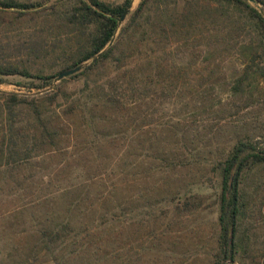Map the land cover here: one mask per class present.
<instances>
[{
    "label": "rangeland",
    "instance_id": "374dc122",
    "mask_svg": "<svg viewBox=\"0 0 264 264\" xmlns=\"http://www.w3.org/2000/svg\"><path fill=\"white\" fill-rule=\"evenodd\" d=\"M17 1L45 8L58 0ZM163 1L170 13L193 0ZM140 2L132 0L121 28ZM249 3L264 15L261 4ZM232 17L227 12L209 27L206 47L184 36L179 48L166 39L155 45L141 19L134 32L117 30L102 51L118 42L109 64L91 75L78 73L102 52L78 65L75 77H55L49 86L3 78L1 93L27 101L10 109L0 97V144L10 147V120L24 126L31 154L27 162L7 155L0 169V264L219 263V166L236 142L264 143V81H249L241 96L230 89L248 54L233 48ZM34 28L43 27L15 12L1 16L0 62L33 74L68 70L60 66L75 53V40L55 43L48 55L30 54ZM213 33L217 39L209 38ZM56 90L58 102L42 111L45 118L54 111L64 116L56 119L62 139L42 160L32 146L38 137L29 104ZM112 97L120 105L106 100ZM92 117L101 120L97 127H89ZM257 172L244 181L248 210L239 222L236 264H264V179L255 185L264 169ZM56 228L51 242L47 235Z\"/></svg>",
    "mask_w": 264,
    "mask_h": 264
},
{
    "label": "trees",
    "instance_id": "16d2710c",
    "mask_svg": "<svg viewBox=\"0 0 264 264\" xmlns=\"http://www.w3.org/2000/svg\"><path fill=\"white\" fill-rule=\"evenodd\" d=\"M131 2L132 0H124L122 5L113 6L102 0H58L52 6L42 8L43 4L0 0V17L7 12H15L18 17L28 18L30 21L35 20L39 28L43 27L39 31L34 28L32 32L31 44L28 48L30 54L44 53L48 55L47 48L49 47L51 48L49 53H54L55 43L66 46L72 37L77 45L76 51L62 63L60 66L62 71L85 63L100 54L112 42L117 30H119L120 36L132 28L134 32L141 19H144L146 26L143 33H147L148 39H154L153 44L155 45L158 41L163 43V40L166 39L169 44L179 48L180 38L184 36L187 37V41L193 38L200 42L199 46L205 45L206 47L205 43H208L207 36L210 33L209 27L218 25V19L227 12H231L233 16L231 32L237 34L236 38L238 39L233 48H238L241 50L240 52L244 50L248 54L247 62L242 64L238 75L233 78L230 89L236 96H241V90L250 85L249 81H257V78L264 81V15L246 0H193L186 4L181 11L173 10L170 13L166 11L168 4L163 0H141L128 23L121 28L119 19ZM254 2L264 7V0H254ZM152 7L156 9L155 19L151 11ZM54 27H56L57 34L54 33ZM209 38L217 39V34L213 33ZM117 43L102 52L95 62H92L78 75L88 76L108 65L117 50ZM65 53L66 50L63 51V54ZM257 54L263 61L260 64L255 58ZM58 73L41 71L33 74L24 66L12 62H0V83L5 77L20 76L35 78L45 87L51 84V80ZM57 90L42 96L38 95L29 104L31 115L34 116L32 117L33 123L37 124L38 137V139L34 138L32 146L38 149L36 155H39L38 157L42 160L45 155H50L59 149L62 139L56 119L60 120L64 116H60V112L54 111L51 116L45 118L42 111L45 107L44 103L52 105L58 102L60 96ZM0 97L9 99L11 105L7 108L10 109L27 101V98L19 99L17 94L12 93L0 92ZM106 100L110 103L115 101L113 97L112 100L110 98ZM115 102V105H120L119 100ZM70 108L72 113L78 111L75 110V105ZM91 111L94 110L91 108ZM92 119L89 121V127H97L101 120H95L94 117ZM7 121L6 137L10 141L9 146L15 150L10 147L4 149V144H0V169L6 165L7 155L13 158L18 157V162H27V158L31 154L26 146L28 143L21 134V132H26L24 126H12L11 121ZM262 168L264 169V143L259 145L249 141L233 144L219 166L218 228L220 244L219 255L216 256L219 260L218 264L237 263L239 222L248 210L247 186L244 181L251 174H259L257 171L258 169L263 170ZM263 179L264 176L261 179L259 175V182L255 185H261ZM254 192H256L255 189ZM58 229L51 230L47 235L51 242L53 233H55L54 238H58L55 232Z\"/></svg>",
    "mask_w": 264,
    "mask_h": 264
},
{
    "label": "water",
    "instance_id": "95a60500",
    "mask_svg": "<svg viewBox=\"0 0 264 264\" xmlns=\"http://www.w3.org/2000/svg\"><path fill=\"white\" fill-rule=\"evenodd\" d=\"M249 2H253V0H249ZM130 7H128L125 12L123 13V15L121 16V18L119 19V23H121L124 19L125 16L128 14ZM95 59V58H94ZM82 69V66H77L75 68L72 69H68L65 71L60 72L57 76H56V81H60L68 76H71L77 72H79Z\"/></svg>",
    "mask_w": 264,
    "mask_h": 264
}]
</instances>
